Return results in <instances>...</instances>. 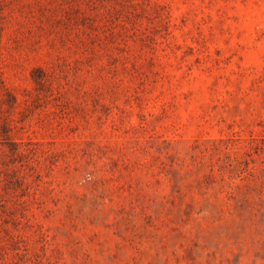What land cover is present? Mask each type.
<instances>
[{
    "label": "rangeland",
    "instance_id": "rangeland-1",
    "mask_svg": "<svg viewBox=\"0 0 264 264\" xmlns=\"http://www.w3.org/2000/svg\"><path fill=\"white\" fill-rule=\"evenodd\" d=\"M0 264H264V0H0Z\"/></svg>",
    "mask_w": 264,
    "mask_h": 264
}]
</instances>
